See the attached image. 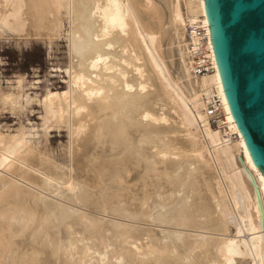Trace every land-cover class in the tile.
Returning a JSON list of instances; mask_svg holds the SVG:
<instances>
[{
  "label": "bare ground",
  "instance_id": "bare-ground-1",
  "mask_svg": "<svg viewBox=\"0 0 264 264\" xmlns=\"http://www.w3.org/2000/svg\"><path fill=\"white\" fill-rule=\"evenodd\" d=\"M193 25L209 31L204 0H0V37L64 38L68 56L41 133L0 130V264H264V175L217 64L195 74ZM23 83L0 109L35 101Z\"/></svg>",
  "mask_w": 264,
  "mask_h": 264
},
{
  "label": "water",
  "instance_id": "water-1",
  "mask_svg": "<svg viewBox=\"0 0 264 264\" xmlns=\"http://www.w3.org/2000/svg\"><path fill=\"white\" fill-rule=\"evenodd\" d=\"M204 3L224 97L253 163L264 175V0ZM256 195L263 214L258 190Z\"/></svg>",
  "mask_w": 264,
  "mask_h": 264
},
{
  "label": "rangeland",
  "instance_id": "rangeland-1",
  "mask_svg": "<svg viewBox=\"0 0 264 264\" xmlns=\"http://www.w3.org/2000/svg\"><path fill=\"white\" fill-rule=\"evenodd\" d=\"M67 62L64 38L57 40L50 49L48 44L35 38L25 43L24 37H0V87L6 90L12 87L15 90L16 79L21 76L24 78L23 95L35 99L19 115L8 109H0V130L4 134H14L22 126L26 130L41 133L42 108L38 99L42 98L47 88L60 91L65 89ZM64 129L54 127L49 130V141L56 150L68 141L67 130Z\"/></svg>",
  "mask_w": 264,
  "mask_h": 264
},
{
  "label": "built area",
  "instance_id": "built-area-1",
  "mask_svg": "<svg viewBox=\"0 0 264 264\" xmlns=\"http://www.w3.org/2000/svg\"><path fill=\"white\" fill-rule=\"evenodd\" d=\"M189 31L197 38V43L193 53V62L195 65V74L206 75L213 74L216 70L213 62L212 52L214 54L212 41H210L209 31L207 33L206 26L193 25L189 26ZM210 41V42H209ZM215 57V55H214ZM216 61V59H215ZM208 115L210 118V125L213 127L226 126V114L223 109L222 102L219 97H215L213 102L208 106ZM236 139V134L231 136Z\"/></svg>",
  "mask_w": 264,
  "mask_h": 264
}]
</instances>
